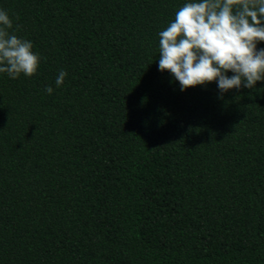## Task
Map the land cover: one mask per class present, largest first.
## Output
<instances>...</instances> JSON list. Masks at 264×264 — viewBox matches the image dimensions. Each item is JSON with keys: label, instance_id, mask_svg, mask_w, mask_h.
<instances>
[{"label": "trees", "instance_id": "16d2710c", "mask_svg": "<svg viewBox=\"0 0 264 264\" xmlns=\"http://www.w3.org/2000/svg\"><path fill=\"white\" fill-rule=\"evenodd\" d=\"M186 2L0 0L41 57L0 73V264H264V81L159 70Z\"/></svg>", "mask_w": 264, "mask_h": 264}, {"label": "clouds", "instance_id": "9594fccd", "mask_svg": "<svg viewBox=\"0 0 264 264\" xmlns=\"http://www.w3.org/2000/svg\"><path fill=\"white\" fill-rule=\"evenodd\" d=\"M12 29V19L0 10V73L31 77L41 57ZM159 37V70L169 72L181 91L215 81L222 98L230 89L264 81V48L257 49L264 42V0H188ZM66 76L59 72L56 87ZM45 91L50 95L53 88Z\"/></svg>", "mask_w": 264, "mask_h": 264}]
</instances>
